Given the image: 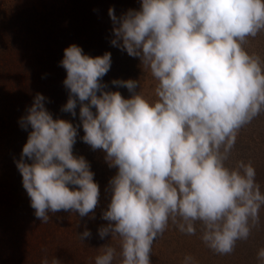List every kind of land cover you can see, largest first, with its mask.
<instances>
[{
	"label": "rangeland",
	"instance_id": "obj_1",
	"mask_svg": "<svg viewBox=\"0 0 264 264\" xmlns=\"http://www.w3.org/2000/svg\"><path fill=\"white\" fill-rule=\"evenodd\" d=\"M81 1L0 0V34L36 23L62 43L54 9ZM174 3L107 45L89 78L76 64L66 98L38 115L5 108L0 83L5 208L57 237L69 264H264V0ZM36 45L21 62L0 52V81L10 63L43 70Z\"/></svg>",
	"mask_w": 264,
	"mask_h": 264
},
{
	"label": "trees",
	"instance_id": "obj_2",
	"mask_svg": "<svg viewBox=\"0 0 264 264\" xmlns=\"http://www.w3.org/2000/svg\"><path fill=\"white\" fill-rule=\"evenodd\" d=\"M172 1L83 0L72 4V8L59 7L54 9L60 12L57 13V18L64 23L65 33H69L67 39L60 40L62 43L59 42V38L49 34L51 30L42 28L39 30L36 23L24 36L10 32L0 34V52L4 62H21L29 56L27 49L32 45L37 46V42L48 52V57L39 53L33 55L41 63L39 65L44 66L43 70L26 72L22 68H15L11 63L5 66L6 70L2 71L5 74L9 73V78H2L0 83L11 91L2 93L4 107L10 105L6 99L10 98L12 101L13 98L16 109H34V113L38 115L39 111L36 109H48L56 101L58 104L64 97L66 98L72 88L76 64L81 67H83L81 61L87 64L89 72L86 76L89 78L95 63L93 60L105 58L107 53L102 50L107 45L121 42L125 38L128 40V34L135 30L141 33L146 31L155 20H160L163 5H169ZM177 1L174 0L175 3ZM76 7L78 9L74 10ZM38 32L41 37L34 36ZM55 44L63 45L54 49ZM234 71L236 72V61ZM256 79L259 80V76ZM17 88L20 89L19 92ZM256 89L260 90V87L256 86ZM260 98L264 97L261 95ZM258 140L260 139L253 144L260 149L261 141ZM8 184L6 180L0 179V264H30L32 257H35L34 261L40 259L42 261L47 252L56 253L59 264H69L71 262L67 256L69 251L62 247L63 244L55 241L58 240L57 237L46 236L43 232H30L28 227L26 229L25 223L21 225L12 223L11 219H15V214L5 208V205L14 202L11 201L13 197L10 194L11 192L13 195L14 191L10 190ZM38 229L41 227H37Z\"/></svg>",
	"mask_w": 264,
	"mask_h": 264
}]
</instances>
